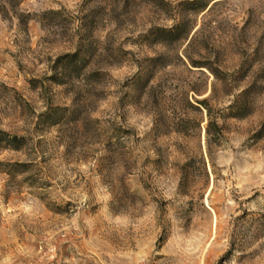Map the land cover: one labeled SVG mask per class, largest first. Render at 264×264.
Segmentation results:
<instances>
[{
  "label": "rangeland",
  "instance_id": "1",
  "mask_svg": "<svg viewBox=\"0 0 264 264\" xmlns=\"http://www.w3.org/2000/svg\"><path fill=\"white\" fill-rule=\"evenodd\" d=\"M194 2L0 14V264H264V0Z\"/></svg>",
  "mask_w": 264,
  "mask_h": 264
},
{
  "label": "trees",
  "instance_id": "2",
  "mask_svg": "<svg viewBox=\"0 0 264 264\" xmlns=\"http://www.w3.org/2000/svg\"><path fill=\"white\" fill-rule=\"evenodd\" d=\"M23 0H0V14L2 15V17H9L11 15V17H16L20 20V22H24L23 18H24V15L22 14H19L18 12V9L20 8L21 4H22ZM199 0H195V4H198ZM171 33V32H170ZM186 58L188 59V61L190 62V64L193 66V67H197V68H204V67H209L207 66L206 64L202 63V62H194L192 61L189 56H187L186 54ZM182 61V59H181ZM183 64L184 61H182ZM209 69V68H208ZM199 107H195L199 110V108H204L206 111H207V115H208V118H209V124H208V130H207V136L209 138V141H210V138H211V130L210 128L213 126V123H212V120H213V116H212V112L209 108V106L207 105V101H202V102H199L197 101L196 102ZM194 107V105H192ZM10 146L13 147V145H15L14 147H17V143H18V139L17 137H14L11 142H9Z\"/></svg>",
  "mask_w": 264,
  "mask_h": 264
}]
</instances>
